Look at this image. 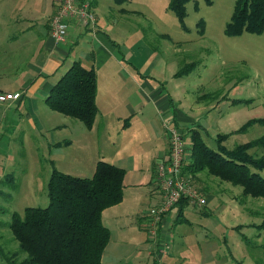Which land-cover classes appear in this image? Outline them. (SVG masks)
<instances>
[{"label": "rangeland", "instance_id": "rangeland-1", "mask_svg": "<svg viewBox=\"0 0 264 264\" xmlns=\"http://www.w3.org/2000/svg\"><path fill=\"white\" fill-rule=\"evenodd\" d=\"M169 1L98 0L102 4L98 12L101 17L111 7L115 11L127 10L120 20L118 37H123L130 50V62L139 67L150 52L157 53L166 64L165 72L160 74L161 68L154 65L151 73L163 79L164 95L170 93L172 98L169 110L152 108L154 124H147L146 129L133 127L134 133H127L124 138L125 153L134 152L139 160L137 165H142L143 170L127 174L123 202L112 213L115 219L109 213L104 216L110 232L105 253L110 258L105 255L102 263L159 264L157 254L163 250L160 264H264V199L245 197L241 187L206 173L187 176L209 203L200 208L187 205L176 223V210L169 225L165 222L168 214L162 218L160 224L169 226L168 231L163 228L162 235L168 242L162 246L173 245L175 249L155 247L158 237L154 236L161 225L151 224L150 210L161 204L163 195L157 203L151 197L152 184L145 181L140 185V181L152 175L151 167L146 174L143 162L145 157L155 159L154 149L160 144L158 133L166 135L168 144V128L175 125L184 138L189 137L191 131L187 132L183 124H174L172 113L177 111L186 116L189 119L186 126L197 128L211 149H215L218 135L235 132L246 124V131L233 133L223 143L227 149L264 137V124L253 122L264 119V31L245 32L238 37L225 34L237 0H189L184 6L183 22L169 8ZM9 2H2V20L7 24L11 23L15 9ZM27 2L44 4L46 0ZM4 31L10 30H2V35ZM13 43L0 42V50L4 46L8 52L6 60L0 62L1 84L11 79L9 58ZM119 46L125 51L123 43ZM185 68H188L185 74L176 76V72ZM38 99L33 108L37 114L34 125L24 116L20 120L8 116L0 126V154L5 166L0 183V264H9L10 259L19 263L27 257L13 239L9 222L14 214L23 217L26 208L48 206L47 183L53 170L90 178L91 164L101 151L79 121L51 111L45 98ZM54 125L66 127L56 130ZM114 147L110 145L109 149ZM249 153L259 158L264 148L255 147ZM165 160L160 159L154 170L153 184H158L154 192L159 195L162 190L157 166ZM259 174L264 178V171ZM139 217L144 219L140 221L141 228L136 222ZM147 224H151L149 230ZM139 240L145 242L142 251L135 246Z\"/></svg>", "mask_w": 264, "mask_h": 264}, {"label": "crops", "instance_id": "crops-1", "mask_svg": "<svg viewBox=\"0 0 264 264\" xmlns=\"http://www.w3.org/2000/svg\"><path fill=\"white\" fill-rule=\"evenodd\" d=\"M3 1L0 0V42L11 40L14 43L9 58V62L12 61L9 68L11 79L3 84L0 83V93L16 92L21 93V97L15 102L0 103V126L8 116H16L19 120L24 116L26 120L34 125L33 120H37L36 110L33 109L37 106L35 101H39L40 96L46 98L52 86L74 62H78L84 67H90L94 70L96 77L98 113L92 128L86 131L90 133L92 142L101 147L99 155L91 164V170L93 168L92 172L94 173L98 161L108 162L125 171L124 184H126L128 173L134 174L137 170L143 169H141L142 165H137L139 160H137L134 152L125 153L127 145L124 138H126L127 133H134L133 127L146 129L147 124H154L152 108H156L158 111H167L172 105L170 93H168L170 96L164 95L163 79H158L151 73L154 65L161 68L160 74L165 72L166 64L162 58L157 53L150 52L144 60V55L140 57L143 62L139 67L130 62L132 58L130 57V50L124 45L123 37H118L122 24L120 20L127 13V10L123 8L116 11L112 7L108 8L103 12L102 19L98 13L102 4L98 0H89L97 19L96 31L93 32L71 24L66 41L57 45L52 42L49 36V20L54 15L59 0H46L44 4L28 3L27 0H10V6H15L14 13H12L13 18L9 21L10 24L4 23L2 20L4 17V14H2ZM21 4L22 6L17 8V5ZM7 29L10 31H4L2 35V30ZM122 43L123 47H126V49L124 47L125 51L121 50L119 46ZM7 53L6 48L3 46L0 50V62L6 60ZM172 74L174 76V73ZM33 114L35 115L33 116ZM172 118L173 122L175 121L174 124H183L187 132L197 130L194 126L188 128L186 125L189 119L177 111L172 113ZM54 126L56 130L66 127V125ZM143 135L147 138V134ZM157 140L160 144L154 149L153 156L155 159L151 161V158L145 157V162H143L146 174L152 168V175L151 177L146 175L140 181V185H143L145 181L148 185L152 184L154 191L158 186V184H153L156 163L162 158L166 159L168 155L166 135L162 136L158 133ZM56 144H59V142ZM110 145H116V147L110 150ZM3 168L5 169V166L2 165L1 158L0 180L3 178ZM154 191L151 190V197L159 203L162 194L160 192L159 195ZM122 202L103 211V224L104 216L108 213L112 220L115 219L116 215L112 213L120 207ZM187 205L190 204L188 202L177 204L168 213L165 220L166 224L169 225V221L174 218L175 210L177 211L175 223L178 222ZM143 220L140 217L137 218L138 228H141L140 221ZM160 225L157 235L154 236L158 237L156 249L158 250L161 246L162 249L172 247L174 250L175 246L173 245L171 247L169 245L167 247L162 246L164 242H168L162 232L165 229L168 231L169 226L166 227L163 223ZM104 226L106 225L104 224ZM106 227L109 229L108 226ZM149 227L147 224L146 230H149ZM163 228L165 229L163 230ZM133 234H135L134 231ZM123 235L127 234L123 233ZM142 245L145 248V242H142V240L135 242V246L140 251H142ZM107 247L102 256V262ZM162 252L163 250L158 252L159 255L157 254L159 264L163 257ZM106 257L110 258L108 255Z\"/></svg>", "mask_w": 264, "mask_h": 264}, {"label": "trees", "instance_id": "trees-1", "mask_svg": "<svg viewBox=\"0 0 264 264\" xmlns=\"http://www.w3.org/2000/svg\"><path fill=\"white\" fill-rule=\"evenodd\" d=\"M188 1H169V8L175 11L180 22H183ZM263 31L264 0H237L225 34L238 37L245 32L261 34ZM187 70L178 71L176 76H182ZM96 93L94 70L74 62L52 86L45 103L51 111L75 119L90 130L98 113ZM253 122L264 124V119ZM247 125L218 135L215 149L205 143L199 130H192L187 137L188 160L183 173L190 176L206 173L241 187L245 197L264 199V178L259 174L264 171V154L258 158L249 153L255 147L264 148V137L232 149L223 144L233 133L246 131ZM124 178L123 169L105 161L96 163L90 178L53 170L47 183L48 206L26 208L23 217L14 214L9 222L13 239L27 255L19 263L10 259L9 264H102L110 239L102 213L123 201ZM186 202L181 200L178 204Z\"/></svg>", "mask_w": 264, "mask_h": 264}, {"label": "built area", "instance_id": "built-area-1", "mask_svg": "<svg viewBox=\"0 0 264 264\" xmlns=\"http://www.w3.org/2000/svg\"><path fill=\"white\" fill-rule=\"evenodd\" d=\"M71 24L83 29H96V15L89 0L58 1L49 29V36L54 44L59 45L66 41ZM20 97L21 93L3 92L0 93V103L15 102ZM167 134L169 152L166 160L157 166V179L160 182L163 200L160 205L150 210L151 224L158 225L181 200L197 208L207 205V200L195 190L189 177L183 173V166L188 160L189 143L186 137H183L175 125L168 128Z\"/></svg>", "mask_w": 264, "mask_h": 264}]
</instances>
